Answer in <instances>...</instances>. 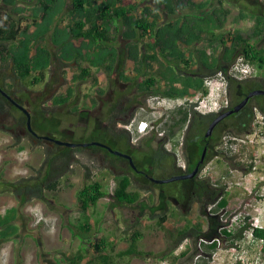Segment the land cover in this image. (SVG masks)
<instances>
[{
  "label": "trees",
  "instance_id": "obj_1",
  "mask_svg": "<svg viewBox=\"0 0 264 264\" xmlns=\"http://www.w3.org/2000/svg\"><path fill=\"white\" fill-rule=\"evenodd\" d=\"M0 3L11 11L5 14L2 21L0 20V72L10 69L9 75H1L0 88L24 106L19 93L21 86H33L44 82L45 87L52 88L66 84L65 93L52 95L45 100L43 108L35 111L41 119L53 118L57 108L69 106L76 109L79 102L78 96L74 93L76 84L85 81L97 84V77L92 68L103 69L107 75H111L112 63L118 58L116 40L119 37L124 41L125 56L133 63L135 72L132 80L124 75L123 70H120V77L134 84L144 98L151 95L186 99L192 93L204 97L208 92L204 86V79L216 76L217 73H223L227 77V70L237 56H242L245 61L264 73V10H262L264 7L259 10L241 7L234 21L238 23L244 19L251 20L252 25L249 28L224 29L229 11L223 7L221 0H218V4H212L211 0H137L129 4L122 3V0H71L69 3L65 0H0ZM262 5L264 6V3ZM186 9L190 11L185 12ZM65 15L67 20L65 24L56 25L58 18ZM26 18H30V21L21 25ZM128 30L135 33L133 39L125 38L124 34ZM79 60H86L88 65L80 67L79 72L73 73L68 81L65 80L63 71L70 63L77 64ZM227 80L231 96L236 93L235 91L243 90L241 85L235 87V84H240L239 80L228 77ZM135 98L127 100L124 104L121 100L112 103L105 122L108 123L107 132L104 133L103 130L102 134L97 135L99 139L103 141L113 139L116 147L122 145L130 148L132 134L127 129L118 128L117 125L120 122L128 123L133 118L136 112V107H133V103L137 101ZM192 106L193 103L187 105L186 102L171 110L168 117L161 114L155 120V124L164 123L165 132L167 136L172 137L174 145L178 141L177 134L189 120L192 125L205 126L211 119L208 113L196 114ZM9 107L17 108L0 93V113L6 112ZM260 108L264 111L263 104ZM242 114L243 119L237 125L241 131L250 121L251 109L244 108ZM19 121L22 125L26 124L23 113ZM156 132L160 130L155 129L144 140L145 153L153 165L150 167L151 171L166 163L162 160L163 157L157 156L160 149H165L164 140H158L156 148L151 146ZM28 134L32 139L33 135ZM36 142L43 145L41 139ZM17 144L18 141L14 140L13 145ZM85 148L122 161L133 170L127 159L114 155L104 147L91 145ZM201 149L202 147L197 157ZM80 151L81 146L53 144L51 149L48 147L45 149L46 156L39 169L44 173L39 180L32 182L26 178H20L18 181L3 180L7 190L18 198V206L10 207L0 214V240L15 233L17 226L13 221L19 207H23L32 198L43 200L45 190L54 191L58 188L61 178L68 173L67 167ZM130 153L133 162L137 163L135 154H140V151L135 149ZM230 158L236 165L239 164L236 157ZM195 164L187 161L185 170L177 167L174 175L190 172ZM251 166L252 164L248 165L249 168ZM137 170L138 167L135 171L140 173ZM85 178L84 184L76 191V206L79 219L83 222L79 228L89 231L88 210L108 192L102 188L99 181H90L88 172ZM131 185L132 179L128 174L116 177L111 200L123 206L137 203L140 195L139 192L129 189ZM201 188L199 194L190 196L188 206L191 207L194 201L201 199L204 187ZM205 192L211 196L215 194L213 187L210 191L205 189ZM226 204V199L222 198L219 206ZM168 211V207L165 206L158 213H150L148 218L155 220L156 225L164 229L163 224ZM138 223L139 220L136 219L128 227V232L126 231L128 244L125 249L114 251L113 243H107L108 241L103 238L98 240L95 238V242L87 240V244L92 246L93 255L91 257L82 255L81 251L85 248L82 245L80 251L69 259V264H115L120 258L152 255V252L138 248L137 242L141 237L137 228ZM199 229L200 222L193 226L185 223L177 229L165 230L167 244L159 253L160 259L168 260L170 264L191 262L193 255L191 256L190 243H187L179 253L174 254V251L187 238L199 240ZM223 232L227 238L238 239L241 236L239 231L236 235H231L226 230ZM250 232L252 239L260 241L264 248V227H253ZM106 244L110 246V251L105 249ZM214 247V243L208 245V249Z\"/></svg>",
  "mask_w": 264,
  "mask_h": 264
},
{
  "label": "rangeland",
  "instance_id": "obj_2",
  "mask_svg": "<svg viewBox=\"0 0 264 264\" xmlns=\"http://www.w3.org/2000/svg\"><path fill=\"white\" fill-rule=\"evenodd\" d=\"M65 1L69 3L71 0ZM136 1L122 0V3L129 4ZM211 1L212 4H218V0ZM221 3L229 11L224 29L249 28L252 25L251 20L244 19L238 23L234 21L241 7L257 10L264 7L262 5L264 0H258V2L256 0H221ZM189 11V9L185 10V12ZM9 12L11 11L0 3L1 21ZM29 19L23 20L21 25L30 21ZM66 21V15L61 16L56 25H63ZM89 32L91 33V30ZM124 36L126 39H133L135 33L128 30ZM123 42L120 37L116 40L119 53L116 61L112 63L111 75H107L103 69L92 68L97 77V84L94 85L89 81L76 84L74 93L79 99L76 109H71L69 106L62 109L57 108L53 118L41 119L35 111L43 108L45 100L52 95L65 93L66 84L52 88L45 87L44 82L33 86H21L19 93L24 107L30 111L32 129L40 135L71 142L103 141L97 135L105 130L103 128L106 127L105 122L112 103L121 100L124 104L133 97L137 100L138 96L134 84L120 77V70H123L124 75L131 80L135 74L133 63L125 56ZM87 65L86 60H79L77 64L72 62L63 71V77L68 81L73 73L79 72L80 67ZM214 79L212 91L214 96H217L216 93L221 91L223 84L218 78ZM222 98L227 100L226 90ZM195 100L198 101L199 110L205 111L207 107L212 109L216 106L213 103V97L205 103L204 97H200L198 93H192L186 99L179 98L173 101L167 97H147L142 103V108L140 106L136 108L133 118L128 122L132 124L131 131L134 130L133 126L136 121L141 119L147 120L154 127L149 128L145 134H138L136 131L132 133L127 130L132 134V142L137 145L135 148H130L140 151V154H135L136 167L141 170L147 168V172H149V167H153L150 158L145 156L144 140L150 136L149 131L152 129V131L161 130V128L165 130L164 123L155 124V120L161 114L168 117V113L175 107ZM133 107H136V101ZM21 114L19 109L12 107L0 113V214L10 207L18 206V198L7 190L3 180L18 181L20 178H26L29 182L39 180L44 173L39 169L46 156L45 149L53 147L50 141L45 140L43 145H39L36 140L27 136L25 125L19 121ZM261 116L260 114L258 119L264 122V116L260 118ZM127 124L120 122L117 127L124 128ZM250 132L252 133L241 137L248 139L251 144L243 146L239 144L238 150L234 152L229 145L225 146L223 143L225 136L233 135L231 119L223 120L215 130L214 138L209 144V151L200 165L199 173L192 180H174L161 184L148 182L146 178L129 169L122 161L103 153H94L92 149L85 148L88 146L82 147V151L77 152L73 157L66 169L67 175L61 178L56 190H45L43 200L32 198L23 207L18 208L13 221L17 226L15 233L0 240V264H69V259L80 251L82 245L85 248L81 254L91 257L93 255L92 246L87 244V240L95 242V238L97 240L103 238L108 241L107 243H113L114 251L125 249L128 244L126 231L128 232V227L136 219L139 220L137 228L141 233L137 242L138 248L153 254L146 257L120 258L115 261V264H170L168 260L159 257V253L165 249L167 244L165 230L177 229L185 223L193 226L201 221L203 200L207 198L204 196L205 192L202 193L199 201L192 203L191 207L188 206V202L192 194L197 195L202 191V186L210 191L212 187L225 185L229 192L227 194L228 211H232V220H230L232 224L228 226L230 229H235L245 221L244 216L246 215L250 218L249 221L254 222L257 219L264 227V123L252 125ZM183 135V130L179 131L175 145L173 140L165 141L164 148L174 152V162L164 163L149 172V175L154 178H165L174 175L177 167L183 169L188 161L186 158H190L189 152L192 149L191 147L189 150L185 149L182 143ZM14 140L18 141L17 145H13ZM218 141L219 143H216ZM103 143L108 142L103 141ZM110 145L121 151L127 149L122 145L119 147L115 144ZM151 145L155 147L153 142ZM230 157H236L239 164L236 165ZM249 164H252L250 168ZM87 172L90 181H99L102 188L108 192L88 210L89 231L79 228L83 222L79 219L76 206V191L84 184ZM124 174H128L132 179L129 189L139 192L140 195L139 201L130 206L115 204L110 198L115 178ZM165 206L169 211L163 224L164 229H161L156 225L155 220L149 219L148 216L150 213L160 212ZM212 217L213 221H217L214 216ZM222 224L225 222L223 221ZM214 226L215 224L212 223L215 232ZM199 242L203 243L201 240L187 238L177 247L174 254L179 253L187 246V243H190L191 256L193 255L190 261L201 264L197 258L200 252ZM237 244L239 247L232 248L228 241L222 239L214 260L207 264H233L235 262L264 264V248L260 241L252 239L250 229L243 240L237 241ZM109 247L106 244L105 249L110 251Z\"/></svg>",
  "mask_w": 264,
  "mask_h": 264
},
{
  "label": "flooded vegetation",
  "instance_id": "obj_3",
  "mask_svg": "<svg viewBox=\"0 0 264 264\" xmlns=\"http://www.w3.org/2000/svg\"><path fill=\"white\" fill-rule=\"evenodd\" d=\"M252 66H253V68H252L250 74L248 76L244 77L243 79H240L239 80L240 84L239 83L235 84L236 88L241 85L240 87L243 90L235 91L236 93L233 96H231V93H229L230 88L228 86V83H226L225 90L228 93V98L225 101V104H222L221 106H219L216 111H210V112H204L203 113V112L198 111L199 105H198L197 100H195L194 102H189V103L187 102V105L190 103H193L192 107L196 111L195 112L196 114L200 113L202 115H206L208 113L211 115V119L208 121V123L205 126L204 125L199 126L196 124L192 125L191 120H189L186 123V125L183 127V134H184L183 137L184 138H183L182 143L184 146L186 145L185 149L189 150L190 147L192 148V149H190V152H189L190 158L188 156H187L188 158H186V159H188V161L196 163L199 160L201 153L199 154L198 157L196 155H198L199 149L201 147L203 148L204 146L207 147L205 156L207 155V153L209 151V144H210L211 140L214 138L213 136L215 134V130H216L217 126L219 125V123H221L223 120L231 119V130H232V134H233L231 137H233L236 140H243L244 138L241 137L242 135H245V134L247 135V134L252 133L250 131H251L252 125L253 126L256 125V123H255V122H257L256 117H258V115L261 114L262 115L261 117L263 118L264 111L261 110L260 105H262V104L264 105V95L263 94H256V95L250 96L248 98V100L246 101V103L239 110L232 112L231 114H229L228 116L223 118L213 128L210 135L205 136V132L207 130L209 123L218 114H220L224 111H227L229 109H232L235 105H237L239 102H241L250 91L259 90V89L264 90V78H263L264 73L260 72L254 65H252ZM9 73H10V69H7V71L5 73L0 72V77H1V75H4V74L9 75ZM255 83H258L259 86L255 85ZM253 86L255 88H253ZM136 92L138 94L137 101H136V108H139V106L142 108V103L146 101L147 97H154V96L149 95L146 98H144L143 94H140L137 89H136ZM244 108H246V109L250 108L251 109V117H250L249 123L247 124V127L241 131L237 125H239L240 121L243 119L242 113H243ZM168 115H169V113H168ZM30 117H31V114H30ZM262 123H264V122H262ZM25 127H26V124H25ZM152 127H153V125H152ZM107 129H108V123L106 124L105 130H107ZM203 129H204V131H202ZM105 130H104V132H105ZM152 130L149 131L150 135L153 132ZM28 133H30V132H28L26 129V134L30 138ZM30 134H32V133H30ZM32 135L34 138V139L32 138V140H40L41 139L42 142H44L46 140L43 138V136H47V135H40L36 132H35V134H32ZM169 139L172 140V137L167 136V133L165 132V130L163 128H161L160 132H156V135L154 136L153 140L151 141V144L153 142V145L155 146L152 148L157 147V144H158L157 141L158 140H162V141L164 140L163 143L165 146V141H168ZM47 141H50V140H47ZM106 141L108 142V143H105L106 145L110 146L112 149H115L114 147H112L110 145V144L114 145L113 139H111V140L106 139ZM132 141H133V139H131V141H129V146L131 148H135L137 145H135ZM50 142H52V141H50ZM216 143H219V141ZM52 144H55V143L52 142ZM131 148H127L122 152L130 153L132 151ZM116 150H118V149H116ZM159 152L160 153L158 155L156 152V155L159 157H163L162 160L169 162V163L172 162V160L174 161V159H173L174 153L171 149H160ZM145 156H147L146 153H145ZM205 156H204V158H205ZM185 168H186V164L183 167V169L185 170ZM133 171L135 173H137L135 170H133ZM137 171L140 172L138 174H140L141 176H143L146 179H149V177L151 176V175H149V172H152L150 167L148 168L149 172H147V168H142V170L139 169ZM199 171H200V166H199L198 173H199ZM194 176L192 178H194ZM192 178H190V179H192ZM185 180H189V179H185ZM205 189L206 188H204V192H205ZM213 189L215 190L214 196L213 195L211 196L207 192H205L204 196H206L207 198L205 200H203L204 201L203 202L204 208H203L202 213H201L202 217H201L200 229H199L200 230V236L198 238L203 243L201 244L199 242L198 245H199L200 252L197 255V258H199L198 260H200L201 264H207L209 261L214 260L213 258H215V255L217 253L216 250L218 249V246L220 245L222 239H223V241H228V244L232 248L239 247V245L237 244V241L243 240V238L246 236V232L249 229H250V231H252V228H253V226L252 227L250 226V225H252V222L249 221L250 218L246 215V216H244L245 221H243L241 224H239L235 229H230L228 226L232 224V221H230V220H232V217H231L232 211H228L227 204L225 206H219V203L222 200V198L226 199V201H227V194L229 192L226 189L225 185H219V186L217 185V186L213 187ZM206 200H208V201H206ZM212 216H214V219H217V221L216 220L213 221ZM223 221L225 222V224H222ZM212 223L215 224V226H214L215 232L213 230L214 228H212ZM223 230L230 232L231 235H236L237 231H239L241 236L238 239H235L234 237L233 238L232 237L227 238V236H225ZM230 242H233L234 244L232 245V244H230ZM213 243L215 244V247L213 249H208V245H211ZM200 244H201V246H200ZM187 263L188 264H195V262H187Z\"/></svg>",
  "mask_w": 264,
  "mask_h": 264
},
{
  "label": "water",
  "instance_id": "obj_4",
  "mask_svg": "<svg viewBox=\"0 0 264 264\" xmlns=\"http://www.w3.org/2000/svg\"><path fill=\"white\" fill-rule=\"evenodd\" d=\"M0 93L10 102L12 103L15 107H17L26 117V129L28 132L32 133V134H35V132L32 130L31 128V123H30V113L29 111L21 104H19L17 101H15L10 95H8L4 90H2L0 88ZM256 94H263L264 95V90L263 89H259V90H253V91H250L246 96L245 98L239 102L237 105H235L232 109H229L227 111H224L220 114H218L208 125L207 127V130L205 132V136H208L210 135L211 131L213 130V128L223 119L225 118L226 116H228L229 114H231L232 112H235L237 110H239L245 103L246 101L248 100V98L250 96H253V95H256ZM44 139L46 140H50L52 142H54L55 144H58V145H64V146H67V147H75V146H91V145H98V146H101V147H104L106 148L108 151H110L111 153H113L114 155H117V156H120V157H123L125 159L128 160V163L130 165V167L135 170L136 169V166L133 162V159L131 157V155H129L128 153H124L122 151H119V150H116V149H112L110 146L106 145L105 143L103 142H100V141H87V142H79V143H76V142H71V141H66V140H61V139H57V138H52L50 136H43ZM206 146H204L202 148V151H201V154H200V158L199 160L196 162L194 168L188 172V173H181V174H176V175H171V176H168V177H165V178H154L152 176L149 177V180H151L152 182L154 183H157V184H161V183H167V182H171V181H174V180H185V179H190L192 178L194 175H196L198 173V170H199V166L200 164L203 162L204 160V156H205V153H206Z\"/></svg>",
  "mask_w": 264,
  "mask_h": 264
},
{
  "label": "built area",
  "instance_id": "obj_5",
  "mask_svg": "<svg viewBox=\"0 0 264 264\" xmlns=\"http://www.w3.org/2000/svg\"><path fill=\"white\" fill-rule=\"evenodd\" d=\"M252 68H253V66L250 63H248L247 61H245L242 56H238L235 58V60L229 66L227 73H228V76L230 78L240 80V79H243L244 77L248 76L250 74ZM217 77L220 79L221 84H223V86H226V83H227L226 76L223 73H217ZM214 83H215L214 77H207L204 79V86L208 89L207 94L204 96V99H205L204 102L206 103V100H209L210 98L213 97L214 98L213 103L216 104V106L212 109L217 110V108L220 106V104H219L220 102H218L220 100V98L219 99L217 98L219 93H216L217 96L216 95L214 96V93L212 91L214 89ZM216 99L218 101H216ZM223 103H225V101H223ZM203 105L206 106V104H203ZM207 110H211V109H209V107H207V109L205 111H207ZM200 111L204 112L201 109H200ZM260 118H262V117H260ZM256 121H257V122H255L256 124L263 122L260 119H258V117H256ZM125 126L130 129L131 124L125 125ZM135 128H136V131L138 133L144 134L149 128V123L146 120L141 119L136 123ZM150 128H151V126H150ZM223 139H224L223 143L225 144V146L229 145V147L234 152H236L238 150V147L240 146L239 144H241L243 146L245 144L250 143V141L248 139L236 140L233 137H230L228 135L225 136ZM232 140L234 142H232ZM252 226L253 227H263L257 219L254 222H252ZM183 264H188V263H183Z\"/></svg>",
  "mask_w": 264,
  "mask_h": 264
},
{
  "label": "clouds",
  "instance_id": "obj_6",
  "mask_svg": "<svg viewBox=\"0 0 264 264\" xmlns=\"http://www.w3.org/2000/svg\"><path fill=\"white\" fill-rule=\"evenodd\" d=\"M237 57H238V56H237ZM234 60H235V59H234ZM213 77H214V78H218L217 75H216V76H213ZM227 77L230 78V77L228 76V74H227ZM227 77H226V78H227ZM218 79H219V78H218ZM219 80H220V79H219ZM227 81H228V80H227ZM225 87H226V86H223V87H222L221 91H219V95L217 96V98H218V99L220 98V100L218 101V100L216 99V101L220 102V103H219L220 106H221L222 104H225V103H223V101H225V100H223V98H222V95H224V93H225ZM217 93H218V92H217ZM155 97L158 98V96H155ZM163 98H164V97H163ZM169 99H171V98H169ZM171 101H173V99H171ZM198 111H200V110L198 109ZM210 111H216V110L211 109V110H207V111H204V112H210ZM200 112H202V111H200ZM204 112H203V113H204ZM144 120H145V119H144ZM138 121H139V120H138ZM138 121H136V123H137ZM146 121H147V120H146ZM147 122H148V121H147ZM136 123H135V126H136ZM125 124H127V123H125ZM130 124H131V123H130ZM127 125H129V123H128ZM131 125H132V124H131ZM135 126H133V128H134L133 131H131V129H129V128H127V127H124V128H126L128 131H131V132L133 133V132L136 131ZM150 126L152 127L151 124H149V128H150ZM149 128H148V129H149ZM147 131H148V130H147ZM147 131H146V132H147ZM136 132H137V131H136ZM146 132H145V133H146ZM137 133H138V132H137ZM145 133H144V134H145ZM138 134H141V133H138Z\"/></svg>",
  "mask_w": 264,
  "mask_h": 264
}]
</instances>
